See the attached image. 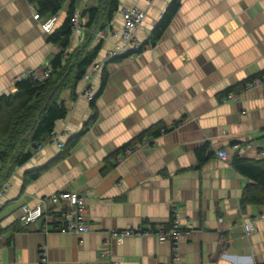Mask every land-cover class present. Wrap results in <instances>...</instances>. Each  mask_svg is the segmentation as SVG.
Returning <instances> with one entry per match:
<instances>
[{
    "label": "crops",
    "instance_id": "1",
    "mask_svg": "<svg viewBox=\"0 0 264 264\" xmlns=\"http://www.w3.org/2000/svg\"><path fill=\"white\" fill-rule=\"evenodd\" d=\"M171 1L120 0L146 11L138 30L144 48L106 63V85L96 100L83 94L84 79L62 90L68 114L54 131L77 143L57 160L63 148L45 142L9 178L0 196V264H39L41 251L49 264H264V204L242 202L251 179L231 163L235 155L264 161V86L246 90L264 71V0H181L163 36L151 43ZM94 2L79 0V8ZM122 24L119 11L108 23ZM48 35L29 0H0V95L15 92L21 74L42 73L51 63L58 46ZM117 42H101L97 59ZM103 71L94 78L96 92ZM231 87L241 95L225 101ZM141 134L156 144L124 156L122 148ZM42 167L37 178H27ZM58 190L86 195L91 229L83 237L52 224L45 231L42 218L21 221L23 203ZM173 211L183 229L177 260L173 244L156 236L110 238L114 228L169 224ZM248 217L255 225L250 236L243 225Z\"/></svg>",
    "mask_w": 264,
    "mask_h": 264
},
{
    "label": "trees",
    "instance_id": "2",
    "mask_svg": "<svg viewBox=\"0 0 264 264\" xmlns=\"http://www.w3.org/2000/svg\"><path fill=\"white\" fill-rule=\"evenodd\" d=\"M29 2L36 6L43 18L59 14L65 4H68V9L63 22L48 35L49 42L58 46V51L51 61L53 65L51 75L44 80H38L32 75L23 77L16 81L15 92L0 95V190L15 169L31 158L34 152L39 151V146L50 140L57 121L67 116V103L60 98V94L68 86L83 79L92 64L98 61L102 45L100 42L91 47L95 32L107 28L110 19L121 5L120 0H95L92 6L83 9L82 26L85 27L86 34L85 37L80 35L75 40L73 19L75 11L79 8V0H29ZM180 6L181 0L170 2L148 41L155 43L163 36ZM84 17H88L87 23L83 22ZM74 40L76 46L73 45ZM143 48L144 44L141 50ZM103 69L101 87L95 94V100L106 85V68ZM232 89L234 87L229 88L227 94L232 92ZM156 133L157 136L159 130ZM143 134L122 149L143 142L146 137ZM77 140L75 136L69 138L57 160L66 157ZM200 161H203V158H200ZM231 163L238 172L251 179L244 188L242 202L264 204V161L249 160L235 155ZM45 168L28 171L27 178H37Z\"/></svg>",
    "mask_w": 264,
    "mask_h": 264
},
{
    "label": "built area",
    "instance_id": "3",
    "mask_svg": "<svg viewBox=\"0 0 264 264\" xmlns=\"http://www.w3.org/2000/svg\"><path fill=\"white\" fill-rule=\"evenodd\" d=\"M148 3H152L154 0H146ZM31 7L34 9V18L41 21V27L44 32L51 33L57 26L59 15L54 14L48 18H43L32 3ZM118 11L123 16V24L120 27H113L108 25L106 29H98L95 32V44L108 40L110 38H118L121 43L117 42L109 49L102 59L95 61L90 69L85 73L83 79L85 80V88L83 94L89 101L95 99L96 86L94 78L99 75L107 62L114 61L122 56H129L130 54L142 51V42L138 37V30L143 24L146 18V11L142 8L133 7L129 8L123 4L120 5ZM82 11L78 8L75 11L73 19V37H79L82 30ZM53 72V65L48 63L45 66V70L42 73H37L34 69H30L27 72L18 76V79L27 76H34L38 80H44L48 78ZM264 86V72L255 76L247 85L246 90H251L255 87ZM241 93L232 91L227 94L225 101L239 99ZM164 129L161 130V133ZM52 142L56 143L59 148H64L65 141H62L60 136L53 131L50 138ZM151 142V143H150ZM148 144L155 145L156 138L149 140L144 138L143 142L137 144L134 147L126 148L124 156L131 154L135 149L140 146H147ZM42 146L38 147V150ZM233 148L238 150L239 144H234ZM264 155V152L261 153ZM218 156L224 160H228V152L226 150L218 151ZM123 159V155L119 157V161ZM11 186V182L8 179L2 189L0 190V196L3 195ZM1 206V203H0ZM21 221L25 225L36 223L39 219L44 220V230L47 231L49 225H54L55 229L68 234H75L78 237H83L91 229L87 223V197L86 195L77 191H65L58 190L49 195L42 196L38 202L34 205L23 203L22 204ZM264 217V212L261 214ZM244 229L247 235L253 234L255 230L254 220L250 217L246 218L243 222ZM110 238H114L119 241H123L130 237H143V236H156L161 243L169 242L174 246L175 260L178 259L179 247L178 244L183 236V229L181 227L180 218L173 211L169 224L160 222L156 224H148L144 226H133L124 229H111L109 231ZM107 242V241H106ZM108 245V243H105ZM103 253L109 254V247H105ZM39 264H49V258L46 252L41 251L39 255Z\"/></svg>",
    "mask_w": 264,
    "mask_h": 264
},
{
    "label": "rangeland",
    "instance_id": "4",
    "mask_svg": "<svg viewBox=\"0 0 264 264\" xmlns=\"http://www.w3.org/2000/svg\"><path fill=\"white\" fill-rule=\"evenodd\" d=\"M64 8H66V4L63 6V9H64ZM63 9H62V10H63ZM61 23H62V22H61Z\"/></svg>",
    "mask_w": 264,
    "mask_h": 264
}]
</instances>
